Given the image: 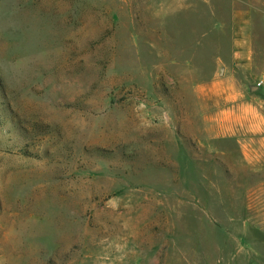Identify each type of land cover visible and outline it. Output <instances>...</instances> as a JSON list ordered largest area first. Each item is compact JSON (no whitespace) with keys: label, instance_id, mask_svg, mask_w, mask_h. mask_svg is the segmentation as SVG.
<instances>
[{"label":"rangeland","instance_id":"374dc122","mask_svg":"<svg viewBox=\"0 0 264 264\" xmlns=\"http://www.w3.org/2000/svg\"><path fill=\"white\" fill-rule=\"evenodd\" d=\"M263 1L0 0V264H264Z\"/></svg>","mask_w":264,"mask_h":264},{"label":"crops","instance_id":"0c3cea01","mask_svg":"<svg viewBox=\"0 0 264 264\" xmlns=\"http://www.w3.org/2000/svg\"><path fill=\"white\" fill-rule=\"evenodd\" d=\"M263 1V0H262ZM262 3H264V1L262 2ZM260 5H262V4H260ZM250 8H259V6L257 5V4H255V3H249V5H248ZM246 15H247V13H246ZM246 15H245V17H246ZM247 20V21H246ZM245 20V24H247L248 23V19H246ZM248 34V33H247ZM246 34V32H245V34L244 33H242V32H239L238 33V38H237V40H240L241 42H243L244 43V45H246V48H244V49H239L238 51H237V56L238 57H241V58H243V57H246V58H250V57H252V55H253V52L251 51V47H247V42L249 41V39H250V37H249V34L247 35Z\"/></svg>","mask_w":264,"mask_h":264},{"label":"water","instance_id":"95a60500","mask_svg":"<svg viewBox=\"0 0 264 264\" xmlns=\"http://www.w3.org/2000/svg\"><path fill=\"white\" fill-rule=\"evenodd\" d=\"M223 72H224V67L222 66L220 70V74H223Z\"/></svg>","mask_w":264,"mask_h":264}]
</instances>
